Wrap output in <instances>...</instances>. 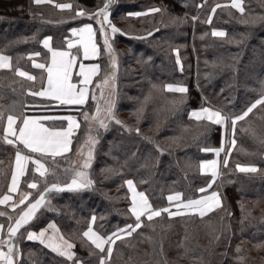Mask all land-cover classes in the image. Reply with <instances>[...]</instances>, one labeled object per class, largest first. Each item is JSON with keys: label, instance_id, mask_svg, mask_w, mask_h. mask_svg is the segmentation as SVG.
I'll list each match as a JSON object with an SVG mask.
<instances>
[{"label": "trees", "instance_id": "1", "mask_svg": "<svg viewBox=\"0 0 264 264\" xmlns=\"http://www.w3.org/2000/svg\"><path fill=\"white\" fill-rule=\"evenodd\" d=\"M104 2L0 0V54L12 60L10 70L0 71V197L8 190L15 154L26 152L5 139L8 115L19 120L32 106L48 104L31 95L40 83L19 77L16 69L30 70L27 56L41 51L43 37H50L53 47L64 48L70 29L84 23L101 37V25L88 16H95ZM240 3L243 13L231 0H109V19L122 31L112 33L105 25L111 54L105 55L100 41L99 77L114 69V118L91 130L94 152L86 172L92 184L79 190L50 189L46 197L53 210H36L30 225H21L12 236L13 264H73L26 240L28 231L50 222L74 244L73 259L82 264H100L101 256L105 264H264V103L232 124L233 116H242L264 96V0ZM60 4L71 7L62 9ZM213 29L224 35H213ZM169 84L187 90L170 91ZM205 107L231 123L228 163L224 157L220 177L213 182L200 173V164L215 154L204 149L220 147L221 128L190 115ZM83 110L70 152L46 158L43 176L31 167L26 170L19 191L26 189L30 196L17 208L0 206V224L8 227L48 185L73 179L74 150L89 126L81 117ZM237 164L256 170L239 171ZM129 179L153 209L168 211L151 220L142 216L135 228L125 183ZM33 182L36 188L28 185ZM212 192L220 202L205 215L184 208L168 214L176 212L168 195L180 193L183 203ZM93 215V229L105 237L126 225L135 228L115 240L110 257L83 237Z\"/></svg>", "mask_w": 264, "mask_h": 264}, {"label": "snow or ice", "instance_id": "2", "mask_svg": "<svg viewBox=\"0 0 264 264\" xmlns=\"http://www.w3.org/2000/svg\"><path fill=\"white\" fill-rule=\"evenodd\" d=\"M37 3L41 2V0H36ZM231 4L233 7L239 9L240 12H244V8L241 6L240 0H231ZM219 5H217L218 7ZM60 8H69L71 5L69 4H60L58 5ZM109 0H105L103 7H99L96 9L95 19L98 23L101 25V33L104 35V44L106 47L111 49V45L109 44V39L106 34L105 25H109L111 28L112 33L120 32L122 31L120 28H118L115 24H112L109 19ZM149 11H157V9H149ZM215 11V8L213 9ZM84 13L82 11L78 12V15H83ZM91 15V14H89ZM129 15H140V13H130ZM195 19V18H194ZM70 31L74 34L80 35V40L76 41V43H79L83 46L84 55L87 57L90 53H95L97 51L96 44L93 41V37L95 36V32L93 30V27L91 24H84L82 28H72ZM213 35H224L222 31H217L213 29ZM50 37H45L42 43L45 47H49V50L52 52V63L47 66V72H48V86L46 89L35 93L39 96H52L56 100H60L64 103H76V104H83L84 103V97L86 93L85 88H81L79 90V93L74 91L75 85L69 82V69L72 67L73 62L75 61V57H70L67 52L51 49L49 46V40ZM71 43L69 44V47H71ZM30 55H39L38 53L30 54ZM65 57H68L67 59H64ZM59 58V59H58ZM113 62H115V57H112ZM10 60V57L0 54V68H9L11 67L10 63L8 61ZM37 67L44 68L45 65L39 64ZM96 65H90L86 66L84 64L80 65V76H82L84 79L82 83H88L90 80L91 75L94 73L96 69ZM18 73L22 76H28L29 74L26 72H21L19 68L16 69ZM30 79L32 77L29 76ZM166 87L169 89L175 88L179 92H186V87L183 85H172L169 84ZM264 103V96H261L259 99H257L248 109L243 113L242 116H233L232 117V124L235 126L236 121L241 120L243 116H247L248 112H251L253 108L256 107L257 104ZM99 111V110H98ZM109 118L111 117V108L108 109ZM200 113H207L208 119L213 120L215 118V123L222 124L225 122V117L219 112V111H213L210 108H201L199 110H194L190 115L196 116L197 119H200ZM3 117V112L0 111V118ZM93 117L95 119H99L101 126H104V120L100 119L98 115L93 114ZM18 118L14 115H8L7 117V126L4 128L5 134L11 132L13 135H15V130L13 129L12 125L16 122ZM65 119L69 121H74L75 118L68 116ZM116 123H121V121L116 120ZM70 124V128H71ZM19 130V136L18 139L23 142L26 148H29L34 153H52L53 155L59 154L61 152H65L68 150V144L69 139L68 136L70 135V132L63 129H50L45 127L43 124L37 123L35 118L32 117H24L22 124L18 125ZM138 131V130H137ZM5 139H7V136L5 135ZM14 142V141H10ZM91 143H95V140H91ZM204 151H214L216 153H219L221 151L220 148L216 149H204ZM33 159L32 156H24L21 154L20 151H17L16 153V161L17 165L23 169V162ZM91 159V152L88 154V159H85L83 167L87 168L89 166ZM34 163L37 165L36 171L40 172V174L43 176L47 169H45L44 165L41 163L39 159H36ZM228 159L225 157L224 164L227 165ZM207 166V167H206ZM217 161L211 160V161H201V170L202 171H210L212 173L213 180L216 178L217 172ZM237 168L240 171H255V166L253 165H240L237 164ZM13 184L12 188L15 190V184L17 180V173H13ZM125 183L129 186L130 189L133 190V203L131 205V211L135 215L137 223L135 225V228L140 227L141 223V216L146 215L149 220H151L155 216H159L161 211L167 212L168 209H153L152 205L149 204L147 197L144 195L143 192L136 193L133 185V181L131 179L125 181ZM92 184V180L89 179L87 172L83 170H77L75 173V176L69 183L65 184H59V183H52L48 185L44 189L43 192H40L39 198L35 199L33 202H30L27 204V206L24 208L23 211L20 212L19 218L15 220V224L9 226L8 233L9 237L5 238L3 236H0V261H3V264H13V256H14V244L10 242V238L14 236L17 232V229L20 228L21 225L27 224V222L33 217L36 210L41 206V204L44 203L46 199V194L50 191V189L54 190H63L65 188L69 190H79L83 188H87ZM31 188H36L37 185L35 182L30 184ZM203 191V189H201ZM30 193H25L22 197V199L19 201V203L22 205L24 204L25 200H28ZM137 196L139 199H137ZM180 193H176L174 196L170 195L168 197L169 201L172 200H179ZM10 199L7 195L4 196L2 199H0V203H4ZM219 200L217 198V193L212 192L210 196H201L199 199L195 200H187L183 203H178L176 205L177 210L180 208L184 209H191L193 211H199L200 215L203 216L206 209H210L211 207L215 206V204H218ZM11 207L17 208V204L15 202L12 203ZM170 216L176 215L178 213L169 212ZM96 219L95 215H93L92 220L94 221ZM50 228H55L54 224H49ZM3 226L0 225V231H2ZM135 228L131 225H126L125 229V235H131L132 231H135ZM124 231L121 229H117V233ZM44 229H41L40 234L37 235L34 232L28 233L29 239L34 240H40L41 243H47L48 247L53 248V250L62 252V255L66 256L69 260L73 261V264H82L79 260H74L73 257H75V252L72 251L74 245L71 241L65 239L63 235H60L59 237L52 235L49 236L47 239L44 237ZM117 233H112L108 237H105L101 235L100 233L93 230L92 225L90 224L88 229L83 232V237H86L88 241H91V244L94 245L97 249H100L103 251L105 249V246L107 245V253L109 257L111 256L113 252V244L115 241L112 239L113 236L116 237V239H119L120 236ZM7 244L8 246V252L3 251L2 245ZM237 251L239 252V246L237 248ZM237 259H243V257H237ZM100 264H105V257H100Z\"/></svg>", "mask_w": 264, "mask_h": 264}, {"label": "crops", "instance_id": "3", "mask_svg": "<svg viewBox=\"0 0 264 264\" xmlns=\"http://www.w3.org/2000/svg\"><path fill=\"white\" fill-rule=\"evenodd\" d=\"M84 24H89V23H84ZM84 24L76 26V27H73V28H77V29L82 28ZM92 27H93V30L95 32V36L93 37V41L96 44L97 51L95 53H90L89 56H87V57L84 55L83 46L81 44H79V43H76V41L80 40V35L78 33L74 34L71 31H69V36L66 39L65 46H64V48H61V49L53 47L52 43H51V39L48 42L51 49L67 52L70 57H75L76 58L75 61L72 64V67L69 69V72H70L69 82L75 85L74 91H76L77 93H79V90L82 87L87 90L86 93H85L84 103L83 104H76V103L68 104V103H64V102H62L60 100H56L52 96H39V95L35 94V93H38V92L46 89L47 86H48L47 66L52 63V52L49 50V47H45L44 44L42 43V41L44 40L45 37H43L40 40V42H39L42 52L41 51L40 52L39 51H35V52L31 53V54L38 53L39 55H30L29 54L27 56V58L29 59V68H30V70L29 69H27V70L20 69L21 72H26L29 75L28 76H22V75H20V73H18L16 71V74L19 77L24 78V79H26V80H28L30 82H39L40 83V88L37 91L32 92L31 95L36 97L37 99H40L41 101L47 102L48 104H46L45 106H42V107L34 105V106H32L33 109L30 108L29 111L25 112L24 116L21 119H19V120L17 119L16 122L12 125L13 129L15 130V135H13V133H11V132H9L7 134H5V132H4V134L7 136V139H9L11 141H14L16 143H19L20 145L23 146V148L25 149L26 152H21L22 155H24V156H32L33 159L23 162V169L21 170V168L17 165L16 154H15L14 161H13V166H12L11 178H10L9 185H8V190H7V192L4 195H2L0 197V199H2L4 196L7 195L8 197H10V199L5 201L4 203H0L1 207H11L13 202H15L17 204V207L21 206L19 201L22 199L24 194L20 193V191H19L20 190V181H21V178L26 173V170L29 167H31L36 174L41 175L40 172L36 171L37 165L34 163V161L36 159H39L41 161V163L44 165L45 169H46V165H45V159L46 158H55V157L66 155V154H68L70 152L71 147H72L73 138L76 135V133L78 131V128H79L78 113L86 106L87 102L90 100V97L92 95V90L94 89V86L97 84V82H98V80L100 78L99 76L101 74V67H100V62H99L100 57H101V46H100V44L98 42V39H97V36H98L97 31H96V29L94 28L93 25H92ZM46 37H48V36H46ZM70 43L72 45L71 47H69ZM2 55H4V54H2ZM5 56H8V55H5ZM8 57H10V56H8ZM67 58L68 57H65L64 59H67ZM8 63H10L11 67H9V68H0V71H2V70L8 71V70H10L12 68L11 57H10V60L8 61ZM39 64H43V65H45V67L44 68L37 67V65H39ZM81 64H84L86 66H90V65H96L97 66L95 71H94V73L91 75L89 82L86 83V84L82 83L84 78L82 76H80V65ZM29 76L32 77V79H30ZM167 89L170 90V91H177L175 88L169 89L167 87ZM177 92H179V91H177ZM205 108H208V107H205ZM213 111H216V110H213ZM68 116L74 117L75 120L74 121H69V120L65 119ZM24 117L35 118L37 123L43 124L45 127L50 128V129H63V130L69 131L70 135L68 136V139H69L68 150L65 151V152H61L59 154L53 155L52 153H48V152H46V153H34V152H32L31 149L26 148L25 145L23 144V142L18 139V136H19L18 125L22 124ZM192 117L197 119L196 116H194V115H192ZM200 119L208 121V122H210L212 124H215V125H217V126H219L221 128V142H220V147H219L221 149V151L219 153L214 152L215 153L214 157L212 159H210V160H207V161H211V160H216L217 161V167H216L217 175H216V178L213 180L212 173L210 171H202L201 170V164H200V173H202L204 175L211 176L212 177V182H213V181H215L216 179H218L220 177V167H221V165L223 163V159L225 157L226 150H227V147H228V136H229V133H230L231 123H230V121L228 119H225L224 123L217 124V123H215V118H213V120H209L208 119V114L207 113H200ZM52 121L61 123V125L53 126V127L50 126V125H47V122H52ZM70 124L72 125L71 128L69 127ZM6 126H7V119H6V123H5V127ZM14 172L17 173V180H16V184H15V190H13V188H12V184H13V179L12 178H13V173ZM245 172H247V171H245ZM133 185H134V183H133ZM126 188L128 190L130 201H131L129 209H130V212H131L132 216L136 219L135 215L131 211V205L133 203L132 197H133L134 193H133V190L130 189L127 184H126ZM134 189H135L136 193H140V192L137 191L135 185H134ZM170 195L174 196L175 194H170ZM170 195L167 196L168 202L171 203L174 206L177 205L175 203H179L181 198H179V200H175L174 199L172 201H169L168 197ZM210 195H211V193L203 195V196H210ZM217 198H218V200L220 202L218 194H217ZM137 199H139L138 196H137ZM25 202H26V200H25ZM218 204H215V206H217ZM215 206L211 207L210 209H206L204 215L206 213H208L209 211H211L212 209H214ZM11 208H13V207H11ZM193 213H196V214L200 215L199 211H193ZM142 216H146V215L142 214ZM50 223L55 225L54 229L49 227ZM50 223H48L45 227L41 228V229L45 230V232H44L45 239H47L49 236H52V235H55L57 237H59L60 235H63L62 232L60 231V229L58 228V226L54 222H50ZM90 224L92 225V228H93V220L92 219L90 220L89 225ZM88 227H87V229H88ZM41 229H39V230H30V231L36 233L37 235H39ZM121 230H124V231H121L119 233H117V231L115 232V233H117L120 236V238L129 236V235H125L124 234L125 231H127V229H125V227L122 228ZM30 231H28L27 234H26V240L38 243V244L42 245L43 247H45L46 249H48L49 251L53 252L54 254H56V255H58L60 257H63L66 260H69L66 256L62 255V252L55 251V250H53V248L48 247L47 243H41L40 240L29 239L28 238V233ZM63 237H64V235H63ZM84 238L87 240L86 237H84ZM112 239L114 241L117 240L115 236H113ZM88 242L91 243V241H88ZM2 247H3V251L4 252H8V247H6V245H3ZM105 249L107 251V245L105 246ZM98 250H100V249H98ZM72 251H74V247H73ZM69 261H71V260H69ZM0 264H3V261H0Z\"/></svg>", "mask_w": 264, "mask_h": 264}, {"label": "rangeland", "instance_id": "4", "mask_svg": "<svg viewBox=\"0 0 264 264\" xmlns=\"http://www.w3.org/2000/svg\"><path fill=\"white\" fill-rule=\"evenodd\" d=\"M88 18L95 20V16L93 15V13H91V15L88 16ZM95 21H97V20H95ZM96 31H97V29H96ZM107 37H108V35H107ZM97 39H98V42L100 45L103 44V46L105 48V51H104L105 55L108 54V56H110V54H111L110 50L104 44V35L102 34L101 37L98 35ZM108 39H109V37H108ZM100 41L103 43L101 44ZM112 64H113V61H112ZM114 75H115L114 69H111V67L108 68L106 72H104L102 77L98 80L97 84L94 86V89L92 90V95L90 97V100L87 103V106L85 108H83L84 110L81 112V117L83 118L84 121L87 122V124L89 126H88L87 134L85 135V137L82 138V140L80 141V143L77 145V147L74 150V154H73V157L71 160L74 163V165H73V167H74L73 177L75 176V173L77 170H83L86 172L87 169H89L90 165L92 164L91 160L93 158V152L94 151L92 148L93 144L91 143L92 135L90 133H91V130L94 129L96 124L101 125L99 119H95L93 117V114L98 115L100 119L104 120V125L107 122L111 121V119H112V118H109L108 109L111 108V110H112V104H113L112 103V94H113V86H114V81H113ZM111 117H113L112 111H111ZM89 152H91L90 163H89V166L87 168H84L83 164H84L85 159H88ZM30 184H28V185L30 186ZM27 191L28 190L25 189V191H23L22 194L28 193ZM175 204H178V203H175ZM172 207L176 210L175 213H179V212L183 211L182 208L177 210L176 205L175 206L172 205ZM37 210H53V207L51 205V200H49L46 197L44 203L41 204V206ZM17 218H19V216L16 215V219ZM11 219H13V218L11 217ZM16 219H14V220H16ZM14 220H12L10 224L14 223ZM30 223L31 222L28 221L27 224H25V225H30ZM10 224H9V226H10ZM0 225L3 226L2 231L0 232V234H1L0 236H3L5 238L9 237V233H8L9 226L5 227L3 224H0ZM12 240H13V237L10 238L11 243L13 242ZM4 245H6V247H8L7 244H4Z\"/></svg>", "mask_w": 264, "mask_h": 264}]
</instances>
